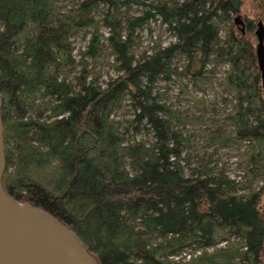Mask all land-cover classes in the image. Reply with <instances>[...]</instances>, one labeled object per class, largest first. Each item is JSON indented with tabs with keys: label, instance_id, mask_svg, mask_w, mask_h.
<instances>
[{
	"label": "trees",
	"instance_id": "obj_1",
	"mask_svg": "<svg viewBox=\"0 0 264 264\" xmlns=\"http://www.w3.org/2000/svg\"><path fill=\"white\" fill-rule=\"evenodd\" d=\"M128 1L79 0L62 10L58 0H0L5 193L60 221L96 264H264V182L253 187L264 181V90L257 59L233 31L241 0H132L144 6L134 14ZM100 4L106 10L97 17ZM258 5L264 15V0ZM157 18L175 40H154L136 58L135 28ZM89 28L83 53L91 62L70 76L71 36ZM103 50L118 72L104 85ZM182 57L178 69L173 60ZM218 60L229 64L223 83L234 103L225 118L233 128L203 134L209 143L244 147L245 181L214 169L209 154L194 160L185 152L181 126L211 116L183 113L154 93L159 78L174 76L190 96L183 77L211 84L207 66ZM126 95L131 123L152 129L151 141L123 136L111 116Z\"/></svg>",
	"mask_w": 264,
	"mask_h": 264
},
{
	"label": "rangeland",
	"instance_id": "obj_2",
	"mask_svg": "<svg viewBox=\"0 0 264 264\" xmlns=\"http://www.w3.org/2000/svg\"><path fill=\"white\" fill-rule=\"evenodd\" d=\"M59 5L62 10L72 7L79 0H58ZM149 1V0H146ZM100 11H96V16L101 17L103 11L106 10V5L100 4ZM146 7V6H145ZM144 8L142 4L135 3L132 0L128 1V13H140ZM239 15L244 21V33L240 31V24L235 23L233 28L234 33L237 37L241 35L246 39L245 47L247 54L255 61V47L257 43V37L255 35L256 23L258 20H262L264 23V15L258 5V0H241L239 10L237 12L231 13V21L234 17ZM251 20V28L247 30V21ZM99 31L103 34L107 33L108 28L99 23ZM225 28L222 26L220 30V38L223 44ZM91 35V28L88 30H77L71 36V42L73 45V50L71 57L73 59V69L70 71V76L79 71L85 60H89V56L83 52L87 49V43ZM136 39V46L133 47V54L135 57H139L144 53H149L152 50L154 40L158 41L161 45H166L171 41L175 40V36L167 28V26L161 23L160 18L150 20L149 23L136 27L134 30V35ZM101 43H106V41L101 38ZM252 53V55H251ZM98 67L100 69L99 81L104 85L105 81L110 77L116 76L117 70L112 65L113 56L107 53V50H103L99 57ZM91 62V60H89ZM187 62L185 57L180 59H174L173 64L177 66L178 69L184 67ZM257 64V62H255ZM90 67V64L88 65ZM248 66L253 69V64L248 62ZM255 67V66H254ZM229 64L223 60H218V63L209 64L207 66V74L210 77L211 84H201L196 78L183 77V81L187 84V91L190 96L183 95L179 90V81L177 78L172 76L169 78H159L155 82L154 93L160 102H164L173 108L178 109L181 112H189L192 114L203 113L206 116H211L214 120L213 122H187L181 126L183 127V133L189 135L188 146L185 148L190 154V158H196V155L204 154L211 156V165L216 168H225L227 174L230 178L235 180H246V174L244 171V161L242 151L244 147L241 146L237 149L236 146H221L217 143H209L206 135L203 134L205 129H213L216 127L223 128L227 131L232 130V125L228 119L225 118L227 113L230 112L232 104L234 103V96L231 91L225 88L223 83V78L226 74ZM111 116L113 119L118 120L120 124V130L123 136L129 137L134 135L137 138H143L146 141H151L153 139V130L147 131L141 124L134 127L135 123H131L133 118V105L126 95L122 100L113 107ZM193 160V161H194ZM191 161V160H190ZM264 181H256L253 183L254 188H258ZM264 186V185H263ZM264 188V187H263ZM246 191V190H245ZM261 207L264 208V189L262 192ZM225 243H221L219 246H224ZM193 251L187 249L181 254L182 257L189 259V253ZM196 252V251H195ZM197 252L196 254H198ZM195 254V255H196Z\"/></svg>",
	"mask_w": 264,
	"mask_h": 264
},
{
	"label": "water",
	"instance_id": "obj_3",
	"mask_svg": "<svg viewBox=\"0 0 264 264\" xmlns=\"http://www.w3.org/2000/svg\"><path fill=\"white\" fill-rule=\"evenodd\" d=\"M234 22L244 31L239 15ZM256 59L264 90V23L258 20ZM0 98V109H1ZM5 170L0 117V264H96L76 235L48 212L9 197L2 186Z\"/></svg>",
	"mask_w": 264,
	"mask_h": 264
}]
</instances>
